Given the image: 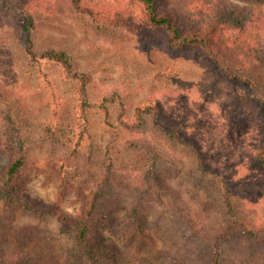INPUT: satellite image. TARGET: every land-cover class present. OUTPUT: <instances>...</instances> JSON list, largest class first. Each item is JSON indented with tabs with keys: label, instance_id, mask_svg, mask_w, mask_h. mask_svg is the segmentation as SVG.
Returning a JSON list of instances; mask_svg holds the SVG:
<instances>
[{
	"label": "rangeland",
	"instance_id": "obj_1",
	"mask_svg": "<svg viewBox=\"0 0 264 264\" xmlns=\"http://www.w3.org/2000/svg\"><path fill=\"white\" fill-rule=\"evenodd\" d=\"M156 1L209 49L171 48L140 0H0V167L18 135L20 184L46 203L0 197V264H91L59 217L104 179L92 239L108 264H210L218 241L221 264H264V0ZM13 6L34 17L37 52L64 50L89 76L94 106L60 64L25 54ZM146 106L158 114L139 124Z\"/></svg>",
	"mask_w": 264,
	"mask_h": 264
},
{
	"label": "trees",
	"instance_id": "obj_2",
	"mask_svg": "<svg viewBox=\"0 0 264 264\" xmlns=\"http://www.w3.org/2000/svg\"><path fill=\"white\" fill-rule=\"evenodd\" d=\"M82 0H70L72 5L76 9H80ZM146 8L147 16L151 24L155 26L166 27L171 36L169 38V45L171 48H181L189 46H202L209 49V44L207 37L202 33H185L178 24L171 19L169 15L161 14L157 9L156 0H140ZM18 12V25L21 30V40L25 49V54H27L34 61H49L55 64H60L62 69L66 72L68 77L80 83L79 86V97L81 98V104L83 107L94 106L93 103L89 100L88 97V82L89 76L84 73L77 71L72 64L71 57L69 53L64 50H58L55 48H48L41 52H37L35 49L34 43V30L36 27V21L32 14L20 7H14ZM226 71H231L226 69ZM250 82V87L253 89H258L259 85L256 84L254 79H248ZM105 101L108 99H104ZM261 101V100H260ZM98 108L102 111L106 122H109L110 110L105 103L98 105ZM157 111V112H156ZM159 111L158 107L146 106L144 108H138L136 111V116L139 119V124H142L144 121V115L152 114L157 116ZM11 155L4 161L0 167V197L7 199L13 204H17L18 207H23L25 210L32 211L34 213H45V205L42 199H39L36 196L28 194L23 190L22 185L20 184L21 175L24 171L26 162H27V150L25 144L21 137L14 136L11 143ZM256 158L264 168V141L257 152ZM198 167L202 169L201 160L198 158ZM105 179L99 183V186L96 191L90 193L89 201L81 209V211L76 214H71L68 212H62L60 215V220L66 226H72L75 232V242L76 248L81 249L83 255L86 256L88 261L91 264H108L105 258L107 251L104 248L99 247L97 243H93L92 236L96 232L95 226V217L99 212L101 203L105 200L104 189H105ZM230 206V203H228ZM48 209H51V205H47ZM228 214H231L230 209ZM221 245L218 242L214 245V252L210 264H221Z\"/></svg>",
	"mask_w": 264,
	"mask_h": 264
}]
</instances>
